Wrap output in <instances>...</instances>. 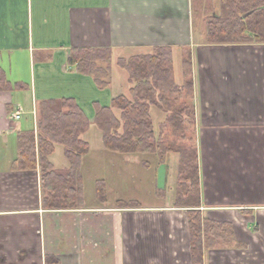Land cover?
<instances>
[{
  "label": "crops",
  "instance_id": "1",
  "mask_svg": "<svg viewBox=\"0 0 264 264\" xmlns=\"http://www.w3.org/2000/svg\"><path fill=\"white\" fill-rule=\"evenodd\" d=\"M197 9L195 0H0V74L12 86L0 89V264H193L190 207L176 204L179 158L170 184L169 160L109 150L94 122L95 103L120 95L112 91L118 60L157 46L172 47L180 85L175 57L183 66L191 54L199 210L206 222L229 225L205 232L203 264H264V42L210 43L206 26L197 35ZM73 48L112 50L106 88L69 63ZM123 78L130 97L133 83ZM63 98L91 121L81 135L90 148L79 208L45 207L40 168L15 165L19 133L38 132L40 102ZM49 159L59 171L70 167L63 144ZM149 170L151 202L119 204L138 200L132 185L141 189Z\"/></svg>",
  "mask_w": 264,
  "mask_h": 264
},
{
  "label": "trees",
  "instance_id": "2",
  "mask_svg": "<svg viewBox=\"0 0 264 264\" xmlns=\"http://www.w3.org/2000/svg\"><path fill=\"white\" fill-rule=\"evenodd\" d=\"M221 17L207 20V39L210 43L264 42V0H221ZM69 63L77 71L91 74L100 88L109 85L112 50L110 48H73ZM101 63H105L102 65ZM133 83L130 97L120 94L111 105L95 103L94 122L103 133L105 147L118 153H154L165 163L170 152L178 153L177 206L188 211L191 232L192 263L203 264L204 234L207 230H229V225L206 222L199 206L201 188L198 148L195 145H175L166 140L165 130L175 133L193 129L196 136V117L193 104L194 82L191 54L183 60V84L176 82L173 50L157 46L151 53L137 54L118 60ZM0 89L12 86L0 74ZM14 87H22L15 85ZM188 99V101L186 100ZM168 113L156 133L151 106ZM113 107L120 109L116 115ZM91 121L73 98L43 100L39 106L38 132L23 131L18 135L19 154L15 165L19 169L40 168L43 205L48 208H79L85 205L84 182L81 172L83 157L89 143L81 138ZM196 141V139H195ZM65 146L70 167L59 171L49 156L56 144ZM97 193L106 201L107 186L97 182ZM134 205V202H118Z\"/></svg>",
  "mask_w": 264,
  "mask_h": 264
},
{
  "label": "rangeland",
  "instance_id": "3",
  "mask_svg": "<svg viewBox=\"0 0 264 264\" xmlns=\"http://www.w3.org/2000/svg\"><path fill=\"white\" fill-rule=\"evenodd\" d=\"M197 4V15H196V31L197 35L203 30H205V26L207 28V20L213 16H219L221 17L222 15V7H221V0H195ZM220 6V7H219ZM200 13V16H199ZM202 14L204 16L202 17ZM200 17L202 18V21L205 22L204 24H201ZM118 63V62H117ZM119 71L121 73H115L114 74V81L112 84V91L117 93V94H126L127 88L126 84L124 81V74L127 76V72L120 67L119 63L118 66ZM175 69H176V75H177V80L179 82H182L183 80V66H182V56L181 54L175 57ZM188 101V99H186ZM151 115L154 121L155 125V130L156 133L159 134L160 129L159 125L166 120V117L168 115L167 112L161 110L158 108L156 105L151 106ZM30 116L29 113L26 114L25 118ZM95 130H99L96 126L94 127ZM100 132V131H99ZM165 135H166V140L170 143H173L175 145H183V146H193L196 144V136L193 133V129L189 128L186 132L183 133H175L172 127H167L165 130ZM142 155V156H148L149 160L148 162L155 163V161L158 160L157 155L154 153H128L127 155ZM179 158L178 153L176 152H170L168 154L167 160H169V164L171 167L169 168V182L170 184H173V182L177 181L176 175H177V170L175 168V172L173 173L172 169L175 166L176 160ZM143 161V159L141 158ZM138 167H135V169ZM159 171H165L164 168L159 167ZM160 184V182H159ZM168 185V184H167ZM141 189H137L136 185L133 184V195L138 198V200L133 201L134 204H146L150 203V196L151 195V190H154L155 184H154V174L152 170H149L147 173L146 178L143 181V184H141ZM87 188H89V183L87 185ZM168 188V186H166ZM152 190V191H153ZM169 190V188H168ZM89 193V192H87ZM170 199V195L166 196V200H163L165 203L168 202Z\"/></svg>",
  "mask_w": 264,
  "mask_h": 264
},
{
  "label": "built area",
  "instance_id": "4",
  "mask_svg": "<svg viewBox=\"0 0 264 264\" xmlns=\"http://www.w3.org/2000/svg\"><path fill=\"white\" fill-rule=\"evenodd\" d=\"M23 107L22 106H17L14 113H13V118L14 119H20L22 114H23Z\"/></svg>",
  "mask_w": 264,
  "mask_h": 264
}]
</instances>
